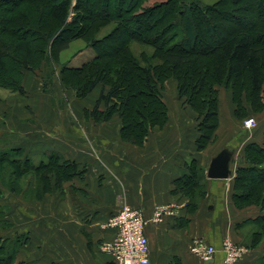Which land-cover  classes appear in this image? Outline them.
Returning <instances> with one entry per match:
<instances>
[{
	"label": "trees",
	"instance_id": "trees-1",
	"mask_svg": "<svg viewBox=\"0 0 264 264\" xmlns=\"http://www.w3.org/2000/svg\"><path fill=\"white\" fill-rule=\"evenodd\" d=\"M130 1L129 7L116 16L106 12L109 0H102V7L98 12L88 7V0H0V86L24 94L25 71H36L48 60L59 62L61 53L75 39L83 38L91 42L93 39L87 30L92 26L89 15L94 12L96 19L121 24V28L116 30L118 37L115 41L121 44L118 47L125 51V58L119 63L118 77L113 74L112 66L115 65L109 64L106 57L103 58L98 53L93 60L79 67L63 65L61 79L80 98L87 97L101 83L109 84L110 89L101 91L89 115L99 121L111 119L118 114L122 121L124 140L142 145L152 129L163 127L168 122V107L158 85L159 77L157 79L154 76L159 69L168 73L165 77L174 75L177 78L181 97L189 95V105L196 111L201 122L200 135L196 140L200 149L214 140L220 123L216 84H225L234 77L247 75L250 103L255 109L261 101L264 85L263 32L256 29L257 35L254 36L237 30H218L217 25L209 20L206 32L214 41V46L205 51L204 47L196 46L197 24L189 0H167V4L165 1L148 9L149 11L139 13L136 11L142 8L145 0ZM245 1L247 0H235L237 3ZM251 1L259 2L262 6L260 0ZM71 12H75V15L69 20ZM148 12L152 20L150 23L145 27L135 23L145 18L143 16ZM153 18L157 20L154 21ZM163 21H169V26H165L162 32H167L170 26L176 28L165 37L171 40L170 45L164 43V34L155 32ZM152 32L156 35L146 42L155 46L154 56L161 64L144 66L128 49V42L134 37L144 38ZM161 38L163 43H158ZM192 63H196L200 73L189 78L187 66ZM209 67L214 77L212 84L207 83ZM112 75L114 78L110 80ZM132 84L137 85L138 92L136 88L131 89ZM206 85L208 88L205 95L203 87ZM195 96L204 103V107L194 103ZM209 99L213 102H208ZM102 104L105 105L104 110H101ZM239 104L244 107L240 101ZM236 115H241L238 109ZM246 117L248 116L243 119ZM244 158L246 164L240 165L236 171L234 200L238 207L257 204L263 211L252 220L257 227L252 235L254 245L264 238V144L255 141L247 143ZM6 163L12 167L17 178L32 168L38 173V200L52 190L53 181L56 188L60 189L65 180L84 171L78 168L76 162L55 151L50 153L48 162L32 168L29 165L22 166L17 160L11 159L8 152L1 151L0 164ZM187 167L188 172L176 181L175 190H181L191 197L188 207L193 211L197 207L196 197L203 193L207 177L204 167L197 159H193ZM1 198L0 184V200ZM8 223L5 207L0 203V232L7 230ZM27 240L28 237L19 232H15L14 238L0 233V264H16L17 250ZM261 264H264V257Z\"/></svg>",
	"mask_w": 264,
	"mask_h": 264
},
{
	"label": "crops",
	"instance_id": "crops-1",
	"mask_svg": "<svg viewBox=\"0 0 264 264\" xmlns=\"http://www.w3.org/2000/svg\"><path fill=\"white\" fill-rule=\"evenodd\" d=\"M23 83L25 87V80ZM7 92L2 94L5 107L27 104L25 94ZM167 107L168 122L152 129L142 145L123 139L118 114L99 121L84 115L80 130L62 127L54 134L46 127L32 141L29 138L32 147L53 149L84 171L38 200L39 221L23 227L28 240L18 248L16 264H114L102 245L113 239L115 230L108 223L126 204L142 208L147 218L153 216L157 205L175 207L174 215H166L159 223L150 221L147 226L151 264H225V238L247 248L235 264H261L264 238L252 245L257 229L252 220L263 211L257 204L238 207L234 200L236 171L246 164L245 146L222 145L218 135L223 121L220 106L216 137L202 149L196 144L190 116L174 114ZM51 122L58 126L59 117L41 126ZM263 136L246 142L260 143ZM215 142L220 144L213 145ZM222 150L231 154V174L210 178L209 166ZM193 159L204 167L207 179L192 211L188 207L191 197L175 189ZM52 183L55 186V181ZM199 237L217 247L213 260L203 261L192 252L191 243Z\"/></svg>",
	"mask_w": 264,
	"mask_h": 264
},
{
	"label": "rangeland",
	"instance_id": "rangeland-1",
	"mask_svg": "<svg viewBox=\"0 0 264 264\" xmlns=\"http://www.w3.org/2000/svg\"><path fill=\"white\" fill-rule=\"evenodd\" d=\"M73 1L75 2V0ZM222 1L223 0H189L191 8L193 9V17L197 24V48L202 46L205 51H208L209 48L214 46V41L208 37L206 32L207 24L210 21H213L217 25L216 27L218 30H237L240 32H247L254 36L257 35V31L264 33V21H262V18H264V0H260L262 6L259 2L254 3L251 0H247L243 3H237L235 0H224L223 3ZM109 2L110 5L107 7L106 12L117 16L118 13L124 12L123 10L129 7L132 1L109 0ZM87 3L88 7L94 12L101 10L102 0H88ZM160 3L167 4L169 1L145 0L142 4V8L136 12L149 11L148 9ZM216 9L217 11H215ZM175 10L177 11V8H175ZM94 12H91V15H89L92 26L87 30V33L93 39L91 42L83 38L75 39L70 47L62 52L59 62L48 60L36 71H25L24 80L26 86L24 94L28 100L26 98V102L24 103L27 104H23V106L10 105L9 108L5 107V105L1 103L6 100H3L2 94L10 93L7 92L10 90L0 86V152H8L10 158L14 161L17 160L22 166L29 165L30 168L40 166L49 161L50 153L53 151V149L48 148L39 149L32 147L29 144L30 142H28L30 140L29 138H31L32 141L33 136L37 137L46 130V127L54 134H56L59 129H62V127L64 130L82 129L81 127L85 122L81 120H83L84 115H89V112L94 108L96 103L95 97H99L102 90L108 91L110 89L109 84L106 85L105 83H101L96 87L95 91L91 92L87 97H78L74 90L67 88L62 82L61 69L63 65L79 67L93 60L98 53H101V56L103 58L106 57L109 64L112 63L115 65V67L112 66L114 69L113 74L115 77H118L120 69L119 63H121V61L123 62L125 58V51L118 47L121 44L115 41L118 37V32L116 30L118 27L121 28V24L118 25L116 22H108L100 18L96 19ZM150 12H148L146 16H143L145 18H142L141 21H135V23L145 27L146 24L152 21L149 17ZM74 15L75 12H71L69 20H71ZM154 19L155 18H153V20ZM168 24L169 21L161 22L159 26L156 27L155 32H160V35L164 34L163 38L167 37L169 32L176 29L170 26L167 32H162L161 30L165 28V26H169ZM81 33H84V31H81ZM156 33L152 32L151 35H146L144 38L138 37L141 39H136L134 37L128 42V49L144 66L161 64V61L154 56L155 46L146 42L148 40L150 41L151 37L156 35ZM164 41L165 44L170 45L171 43L169 38H165ZM158 43H163L162 38ZM176 48L178 47L176 46ZM187 70L189 78L195 75L197 76V74L200 73V68L196 66V63L187 66ZM210 70L211 67H209L208 70L207 83L212 84L214 77ZM114 75H112L110 80L114 78ZM165 75H168V73H163L160 69L158 73H154L157 79L159 77L158 85L163 100L169 106V109L172 110V113L182 116L187 115V117L190 116V124L192 125L190 126L197 140L200 135L199 125L201 122L198 119L199 116L196 111L189 105L187 98L189 95L181 97L178 91L177 78L174 75L169 77H165ZM248 84L247 75L234 77V79L225 84H216V94L219 106L221 107L223 120L218 135L221 137L220 139L223 140V146H245L247 145V140H252L255 137V139L258 140L260 135H264V85L261 92V101L254 109L250 103L251 93ZM131 87L132 90L136 88V91H139L137 85L132 84ZM207 88L208 85L203 87L205 95L207 94ZM32 100L41 104L37 105L36 103L34 104V102L31 103ZM193 101L198 106L200 104L203 106L204 104L201 103V100L196 96L193 97ZM239 101L244 107H240ZM208 102L212 103L213 101L209 99ZM104 109L105 105L102 104L101 110ZM236 109L240 112V116L236 115ZM245 116L255 117L257 126L253 129L245 128L243 124V117ZM55 117H59L60 123L58 126H54L55 122H51L48 126H45V128L41 126V124L46 121H53ZM202 128L205 130L204 126ZM231 134L234 136L229 137ZM218 144L220 143H213V145ZM260 144H264V136ZM33 149L34 151L31 153ZM0 166H2L0 169V179H3V181L0 180L2 187V198L0 203L5 207L6 219L9 221L7 225L8 232L5 233L9 237H13L15 232L22 234L23 227L36 225L37 221H39L38 199H36V195L39 193V186L37 183L38 173L32 168L17 178L12 172L13 169L9 164H0ZM55 189L58 188L53 186L52 191Z\"/></svg>",
	"mask_w": 264,
	"mask_h": 264
},
{
	"label": "built area",
	"instance_id": "built-area-1",
	"mask_svg": "<svg viewBox=\"0 0 264 264\" xmlns=\"http://www.w3.org/2000/svg\"><path fill=\"white\" fill-rule=\"evenodd\" d=\"M247 129L257 126L255 117L243 119ZM175 207L170 204L157 205L153 216L147 218L140 207L126 204L113 215L108 226L114 228L113 239L102 245L104 252L109 254L114 264H151L150 241L147 235V226L151 222L159 223L166 215H174ZM191 250L203 261H211L217 252V247L203 237L196 238L191 243ZM225 264H235L247 251L243 245L234 243L230 238L222 242Z\"/></svg>",
	"mask_w": 264,
	"mask_h": 264
},
{
	"label": "water",
	"instance_id": "water-1",
	"mask_svg": "<svg viewBox=\"0 0 264 264\" xmlns=\"http://www.w3.org/2000/svg\"><path fill=\"white\" fill-rule=\"evenodd\" d=\"M231 154L227 150H222L211 162L208 169L210 178H228L231 174L229 162Z\"/></svg>",
	"mask_w": 264,
	"mask_h": 264
}]
</instances>
